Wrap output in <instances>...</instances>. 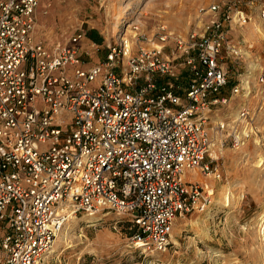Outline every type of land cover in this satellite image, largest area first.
<instances>
[{"label": "built area", "instance_id": "1", "mask_svg": "<svg viewBox=\"0 0 264 264\" xmlns=\"http://www.w3.org/2000/svg\"><path fill=\"white\" fill-rule=\"evenodd\" d=\"M243 3L254 0L201 8L207 20L173 39V60L161 26L157 45L135 53L118 35L104 62L83 68L82 32L51 49L34 37L40 0H0V264H42L81 212L128 215L131 244L164 252L180 216L213 207L215 188L199 177L222 176L207 160V125L232 98L223 61L240 55L229 31L251 20Z\"/></svg>", "mask_w": 264, "mask_h": 264}, {"label": "rangeland", "instance_id": "2", "mask_svg": "<svg viewBox=\"0 0 264 264\" xmlns=\"http://www.w3.org/2000/svg\"><path fill=\"white\" fill-rule=\"evenodd\" d=\"M49 1L40 8L44 27L36 28V34L51 49L87 32L97 19L112 45L121 33L135 53L139 45H157L160 27L165 26L172 36L164 55L173 60L180 55L173 39L199 31L207 20L210 12L200 9L214 3L223 6L229 0ZM263 2L243 3L251 20L229 31L230 40L240 50L239 56L225 55L223 61L230 80L224 95L232 98L211 112L207 125L213 144L207 160L222 176L216 180L199 177L204 184H214L213 207L180 216L174 229L176 243L164 252L131 244L136 227L128 215L81 212L68 219L42 264H264V83L259 82L264 67ZM125 11L129 13L123 16ZM134 33L145 34L151 42L140 43L131 38ZM180 61L174 64L182 71ZM184 77L182 72V87ZM236 85L243 88L237 96L231 93ZM243 109L247 117L239 115ZM234 134L240 136L238 145Z\"/></svg>", "mask_w": 264, "mask_h": 264}, {"label": "crops", "instance_id": "3", "mask_svg": "<svg viewBox=\"0 0 264 264\" xmlns=\"http://www.w3.org/2000/svg\"><path fill=\"white\" fill-rule=\"evenodd\" d=\"M49 0H40V7L36 10V28L41 29L44 27V20L42 17V12L40 8L42 5L47 4ZM48 5H51L50 1ZM101 21L95 20L94 24L88 26V31L83 33L80 45L78 48V54L81 58V66L83 68H89L95 64H100L106 60V55L109 51V46L112 45V42L108 39V34H105L104 29L100 26ZM82 27V26H81ZM80 27V29H82ZM36 28L34 31V37L36 41H41L42 38L36 34ZM43 42H48L51 44L52 40L46 41L43 39ZM49 45V44H47Z\"/></svg>", "mask_w": 264, "mask_h": 264}, {"label": "bare ground", "instance_id": "4", "mask_svg": "<svg viewBox=\"0 0 264 264\" xmlns=\"http://www.w3.org/2000/svg\"><path fill=\"white\" fill-rule=\"evenodd\" d=\"M129 12L128 11H125L124 13H123V16H125V15H127ZM261 18V17H260ZM118 35H123V34H121V33H119ZM136 35H137V33H134V34H132V36H131V38H136ZM125 37V36H124ZM126 39H128L127 37H125ZM129 40V39H128ZM130 42V45H131V41H129ZM155 46V45H154ZM241 112V111H240ZM240 116H242V113L241 114H239ZM245 132V131H244ZM247 134V133H246ZM245 134V135H246ZM262 161V160H261ZM200 179V178H199ZM212 182V181H211ZM210 185V184H209ZM214 185V184H213ZM212 185V186H213ZM88 216H90L89 214H87ZM95 215V214H94ZM174 229H175V227H174ZM175 232H177V231H175ZM174 235H175V233H174V230H173V235H172V242L171 243H176V239H175V237H174ZM54 243H57V242H54Z\"/></svg>", "mask_w": 264, "mask_h": 264}]
</instances>
